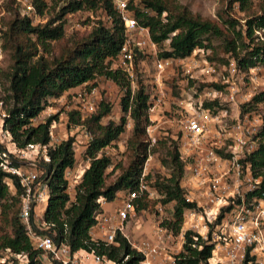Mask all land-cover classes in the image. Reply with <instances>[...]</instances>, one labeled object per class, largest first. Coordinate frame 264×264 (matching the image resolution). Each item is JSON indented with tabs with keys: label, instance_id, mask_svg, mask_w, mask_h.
I'll return each mask as SVG.
<instances>
[{
	"label": "trees",
	"instance_id": "obj_1",
	"mask_svg": "<svg viewBox=\"0 0 264 264\" xmlns=\"http://www.w3.org/2000/svg\"><path fill=\"white\" fill-rule=\"evenodd\" d=\"M46 1L49 3L53 0ZM252 1H219L228 8L231 2H236L238 12L246 14L241 20L224 9L217 12L214 20L204 19L192 15L186 7L172 0H127L125 6L127 16L137 26L147 30L152 43L156 46L165 44L157 59L181 60L194 49H199L210 51L211 56L207 55L205 60L212 63L216 55L212 44L217 41L222 53L227 56L225 65L232 59L237 69L247 72L255 67L264 69V0H259L256 13L251 12ZM51 7L44 0H35L39 15ZM77 11H99L106 21L102 23L98 20L85 34L64 40L63 18ZM48 13L50 16L43 26L30 25L27 18L19 17L15 11L10 12L3 21L1 46L3 60L7 64L0 73V86L1 80L4 81L0 100L5 111L1 126L10 142L16 149L30 144L48 145L50 126L57 116L52 115L34 123L47 100L57 99L96 78L110 81L122 91L119 101L121 116L117 123L108 121L102 124L101 120L110 112L109 105L103 100L85 118H80L76 111L66 113L67 126L80 127L90 134L89 141L83 145L82 154L87 165L70 193L66 172L74 167L76 136H69L49 146L45 153L46 161L38 156V181L45 184L48 190L41 214L47 227L37 226L31 216L30 227L35 234L49 237L54 246L65 245L70 253L93 251L115 263L141 264V257L118 232L113 244L105 245L101 241L91 240L89 230L95 225L97 215L102 213V202L110 203L118 192L136 189L144 161L149 153L154 154L157 149L149 152L145 135V128L149 124L147 108L153 90L148 94L141 82H137L136 88L131 90L127 77L112 67L126 36L113 0H64L57 12ZM141 55L143 53L135 54L134 66ZM189 84L192 85L190 81ZM204 87L222 88L219 84L208 82L199 84L197 90ZM260 104L264 105V87L240 109L246 113ZM202 105L211 108L212 104L203 102ZM127 119L131 122L126 140L127 162L123 167L118 164L111 168V160L104 150L124 132ZM257 137V148L240 163L248 164L251 176L259 180L255 189L245 195V200L255 199L264 206V122ZM155 144L163 150V156H159L158 161L168 170V174L163 178L156 177L150 187L159 196L157 201L161 205L172 204L171 220L165 221L163 226L177 235L182 212L195 209V205L186 202L183 196L180 185L183 163L179 158L177 140L165 134ZM5 151V145L0 143V154ZM116 169L119 173L107 182L106 172L115 173ZM11 188L13 194H10ZM21 192L17 178L0 170V253L19 255L18 260L10 259L12 264H42L38 259L40 251L33 247L18 218ZM147 202L145 198L135 200V212L141 213ZM229 209V206L223 207L215 222L218 223ZM212 250L213 244L209 239L202 240L186 231L181 250L173 258L176 264H209ZM248 262L253 264V258L246 256L243 264Z\"/></svg>",
	"mask_w": 264,
	"mask_h": 264
},
{
	"label": "built area",
	"instance_id": "obj_2",
	"mask_svg": "<svg viewBox=\"0 0 264 264\" xmlns=\"http://www.w3.org/2000/svg\"><path fill=\"white\" fill-rule=\"evenodd\" d=\"M44 1L48 4V1ZM63 1L54 0L55 6L52 11L57 12ZM113 1L126 36L112 67L119 69L127 77L133 90L135 54L146 50L154 52L157 46L149 40L147 30L137 26L136 22L127 16L125 1ZM229 9L237 11V3L231 2ZM12 11L21 18H27L32 26H43L47 21L45 15L49 12L47 10L39 15L35 9V0H0V66L3 60L1 46L3 21ZM78 13L79 11L64 16L63 20L66 22L64 31L90 30L83 21L73 19ZM133 35L135 38H132ZM197 53L203 54V51L194 49L188 57L181 60L154 59V90L149 98L147 108L149 124L145 128L148 147L155 143L156 126L155 120L151 117L159 113L166 97L160 88L159 76L175 67L185 81L193 84L196 81H203V78L213 73L212 64L194 58ZM223 72L224 76H220L217 82L213 80V83L222 86L221 89L205 87L202 88L200 96L192 92L193 88L190 87V92L183 93V98L177 105L178 109L170 120V123L174 124L170 137L177 140L179 158L183 163L180 181L183 196L186 202L195 205V209L184 210L181 214V224L177 233L181 240L180 250L183 234L189 231L202 240L209 239L213 244L209 264H243L246 256L253 258V264H264V206L255 199L248 202L245 200V195L255 189L259 180L251 176L248 164L240 163L257 148L259 129L256 130L254 124L248 123L247 117H243L242 120L235 118L228 125L227 111L218 108L220 99L231 110H237L239 104L249 102L251 97L262 89L259 88L264 87V69L255 67L243 72L237 69L230 59ZM75 100L77 107L73 111H76L80 118L93 113L98 104L94 97V89L78 93ZM203 102L211 103V108H204ZM49 116L48 114L47 117ZM4 117L5 111L0 100V143L6 148V151L0 154V170L17 178L22 191L19 196L18 218L25 227L28 238L33 242V247L40 251L39 261L42 264H120L93 251L78 250L70 253L65 245L54 246L49 237L37 235L32 231L30 216L37 226L47 227L41 219V214L48 190L45 184L38 181L36 162L39 155L46 161V149L59 143L58 138L51 133L55 122L50 126L48 145L30 144L23 149H16L6 131L2 129ZM80 130L83 145H86L90 134L82 128ZM148 156L143 163L136 189L124 194L112 214H98L93 228L99 231L101 235L99 241L105 245L113 244L116 232L121 234L130 248L141 257V264H176L173 256L170 257L167 253L168 241L174 235L163 226L165 221H169L167 218L161 219L165 205L158 201L153 205L152 215L148 218L151 238L142 237L135 240L124 233L127 224L137 219L135 200L141 198L147 201L159 200L157 193L147 183ZM83 170L81 169V172ZM227 206L230 209L223 213L218 223L215 222L220 210ZM141 213L144 214V211ZM11 258L18 260L20 256L12 255ZM0 264H9V261L0 259Z\"/></svg>",
	"mask_w": 264,
	"mask_h": 264
},
{
	"label": "rangeland",
	"instance_id": "obj_3",
	"mask_svg": "<svg viewBox=\"0 0 264 264\" xmlns=\"http://www.w3.org/2000/svg\"><path fill=\"white\" fill-rule=\"evenodd\" d=\"M125 2L127 0H124ZM175 4H178L180 6H184L188 9V11L192 15H197L204 19H210L214 20L217 12L219 10H223L230 13L234 18H237L239 20L245 18L246 14L243 12L237 11H231L225 4H221L220 0H172ZM49 6H52L49 9V12H53V8L55 6V2L50 1L48 3ZM259 0H253L252 1V7L251 12L256 13L258 10ZM50 14L47 13L45 15V19L48 20ZM75 20L77 21H83V23L87 24L89 28H91V24L96 23L98 20L102 23H105L106 19L102 13L99 11L95 13L87 12V11H79L78 15L74 16ZM66 26V22L64 23ZM89 30L84 31H64L63 39L64 40H70L72 36H80L81 34H85ZM132 38H135V35L132 36ZM53 46V43H51ZM213 47L216 52L215 58L212 63L213 73H211L209 76L203 78V81H196V83H193L192 85L189 84V82L185 81V79L180 75V71L173 67L171 70L166 71L162 75L159 76V85L160 88L165 93V102L164 105L160 108L159 113L152 116L151 119L155 120L154 124L156 126L154 131V138L155 142L158 140H161L165 134L168 136H171L173 134L174 130V124L170 123L171 118L174 116L175 112L177 111V105L178 102L181 101L183 98V93L190 92V87L193 88L192 92L194 91L196 95L202 94V90H197L199 87V84H205L208 82H212L215 80L217 82V79L220 76H223V70L224 65L227 61V56H225L220 47V42H213ZM165 44L163 46H157L154 52L146 50L143 51V55L140 58V60L136 63L134 66L133 63V88H136L137 82H141L142 86L145 88V91L150 94L152 90H154V78H155V71L153 68V61L155 58H157L158 53L164 50ZM209 52H203V54L197 53L194 58L198 60H205L206 56L210 55ZM208 63V62H207ZM6 61L5 59L2 60L1 66H0V73L2 70L6 67ZM135 67V68H134ZM261 75V74H258ZM1 84L4 85V81L1 80ZM0 86V94H3V86ZM205 88V87H204ZM263 87H260L261 89ZM90 89H94V97L97 103H99L101 100H103L105 103H107L110 107L109 114L101 120V123L104 124L108 121L118 122L119 117L121 116V113L119 111V101L122 96V91L115 86L110 81L104 80L103 78H96L91 82H88L86 84H83L81 86H78L77 88H74L72 90L67 91L62 96H60L57 99H48L46 103L45 109L38 115V117L34 120V123L43 121L47 115H56L57 119L55 122V128L51 130L52 134H56L57 130L60 131V135L58 136L59 142L63 139L68 138L69 136L74 137L78 136V141H75L74 149L76 147H80L82 144V134L80 127L73 128V126H67L66 125V113L69 111H73L74 108L77 107V103L75 100V96L78 93L81 92H87ZM75 100V101H74ZM219 107L220 109H225L228 114L227 118V124H231V122L236 118L237 120H242L243 117H247V122L254 124L256 126V130H258L261 126V124L264 122V105L260 104L255 107V110H251L246 113H242L240 106L243 104H239L237 106V110H231L229 107L222 102V99L219 100ZM98 105V104H97ZM82 110V109H81ZM85 111V110H84ZM84 118V117H83ZM131 128V122L129 119L126 120L125 129L124 132L119 136L116 142H114L110 147L106 148L104 150V153L109 156L111 160V168H115L118 164L120 167H123L127 162V154H126V140L129 136ZM257 132V131H256ZM153 148H157L155 150V153H149V160L146 164V174L147 177L150 179L147 180L148 185L151 186L153 180L156 177H166L168 174V170L165 167H162L159 164L158 158L159 156H163V150L156 147V144L154 143L152 146H149V152ZM10 149V148H9ZM86 161L82 159V153L78 151H74V167L70 172H68L67 180L69 185V192L71 193V188L74 186L72 183L76 177V175L81 171V169H84V165H86ZM109 170V169H108ZM115 173H112L111 171H107V182L112 181L115 176L119 173V170L116 169L114 171ZM78 176V175H77ZM73 184V185H72ZM13 188L10 190V194H13ZM157 200L148 201L146 204L144 211V214L138 212L136 213L135 217L139 218L141 221L138 224V226H135L136 224L133 222H129L127 226H130V230L133 229V232L137 230L138 235L142 234V232H139L142 230L141 228L146 225V221H148V218L152 215L153 211V205L156 203ZM163 215L162 218H167L168 220H171V210L172 207L168 204L164 206ZM43 209V207H42ZM158 221V219H157ZM163 222V221H162ZM160 223V222H159ZM134 226H133V225ZM147 226V225H146ZM140 229V230H139ZM139 230V231H138ZM144 231V230H143ZM124 233H128V227L124 230ZM144 234V233H143ZM142 234V237L145 235ZM180 238L178 235H174L171 240L168 241L167 247L169 249L167 250V253L170 257L174 256L180 251ZM0 259H4L5 261H9L11 256H9L6 253H0Z\"/></svg>",
	"mask_w": 264,
	"mask_h": 264
},
{
	"label": "crops",
	"instance_id": "obj_4",
	"mask_svg": "<svg viewBox=\"0 0 264 264\" xmlns=\"http://www.w3.org/2000/svg\"><path fill=\"white\" fill-rule=\"evenodd\" d=\"M55 128V127H54ZM53 128V129H54ZM60 135V131L59 130H57V133L55 134V136L57 137V138H59L58 136ZM75 141H78V136L77 137H75ZM78 143H79V141H78ZM83 143H84V141H83V139H82V144H81V146L80 147H76V149H74V151L76 150V151H78V152H81L82 154H83ZM86 165H87V163H86ZM86 165H84V168L86 167ZM70 170H72V169H70ZM70 170H68L67 172H66V175H68V172H70ZM82 172L80 171L77 175H76V177H75V179H74V181L72 182L73 184H75L77 181H78V179H79V177H80V174H81ZM72 184V185H73ZM69 185H70V183H69ZM73 187V186H72ZM124 194L125 193H123V192H118L117 194H116V197H115V199L112 201V202H110V203H101V212L102 213H105V214H112L113 212H114V210H115V208L118 206V204H119V202H120V200L124 197ZM169 206H171L172 207V204H168ZM43 209H44V207H43ZM43 209H42V212H43ZM140 219L139 218H137L136 220H134V222H133V224L135 223H137L135 226H138V224L140 223ZM132 224V225H133ZM147 225V226H146ZM146 225L144 224V226L141 228L142 230H138L139 232H142V234L143 235H145L144 236V238H151V232H150V228H149V225H148V221H146ZM134 226V225H133ZM127 227H128V233H125V234H127L131 239H135V240H137V239H139V238H142V234H139L138 235V232H137V230H135V232H133V229H131L130 230V226H126V228L125 229H127ZM124 229V230H125ZM144 230V231H143ZM89 237H90V239L91 240H94V241H99V240H101V235H100V233H99V231L96 229V228H91L90 230H89ZM80 251H82V250H80ZM159 264H163V263H159Z\"/></svg>",
	"mask_w": 264,
	"mask_h": 264
}]
</instances>
